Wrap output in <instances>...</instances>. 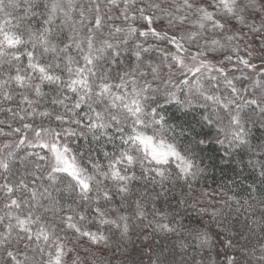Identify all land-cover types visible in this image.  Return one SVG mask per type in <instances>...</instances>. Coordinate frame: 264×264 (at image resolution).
<instances>
[{"label": "snow or ice", "instance_id": "snow-or-ice-1", "mask_svg": "<svg viewBox=\"0 0 264 264\" xmlns=\"http://www.w3.org/2000/svg\"><path fill=\"white\" fill-rule=\"evenodd\" d=\"M161 99L241 147L264 132V0H0V264H113L198 206L197 264H237L238 220L209 207L264 233V199L194 185Z\"/></svg>", "mask_w": 264, "mask_h": 264}, {"label": "clouds", "instance_id": "clouds-1", "mask_svg": "<svg viewBox=\"0 0 264 264\" xmlns=\"http://www.w3.org/2000/svg\"><path fill=\"white\" fill-rule=\"evenodd\" d=\"M203 103L202 100H193L192 107L189 108L186 105H170L165 99L160 100V104L165 107L167 120L164 129L165 138L185 151L188 158L202 169L195 177L194 185L196 181L201 188L205 184L215 183L217 188L227 184L234 191L247 197V185L254 184V188L258 191H254L250 199L255 198L257 201L264 199V183L259 174L260 164H264V132L253 130L254 138L249 137L247 145L243 147L232 144L231 138H226L220 130L219 123L204 119L201 109ZM210 110V108L203 110L204 115ZM225 123H227L226 117ZM219 200L221 203L209 207V211L220 209L230 224L233 223V218L238 220L235 224L237 231L235 243L238 248L241 245L244 247L242 252L238 250L235 253L239 257L237 264H264V233L258 228L254 233L249 232L243 226L245 214L238 213L236 205L226 202L225 197L221 196ZM198 209L199 206L196 209L182 207L177 210L178 219L184 225L180 233L161 232L154 235L150 233L146 247L136 237H132V242L138 249H143V254L133 250L132 244H128L122 249L123 255H118L113 260V264H197L200 260L198 253L206 249L193 247L194 241L187 233L189 230L199 229L201 223L206 227H213L208 217L202 216ZM262 212H264V204H258L254 219L259 220ZM241 232L247 239L241 238ZM179 240L186 241L188 247L181 248L176 243ZM157 241L159 243H156ZM192 257H195V261Z\"/></svg>", "mask_w": 264, "mask_h": 264}, {"label": "trees", "instance_id": "trees-1", "mask_svg": "<svg viewBox=\"0 0 264 264\" xmlns=\"http://www.w3.org/2000/svg\"><path fill=\"white\" fill-rule=\"evenodd\" d=\"M205 186H207L209 189H215L217 188V184L212 183V184H205ZM219 199V197H217Z\"/></svg>", "mask_w": 264, "mask_h": 264}]
</instances>
